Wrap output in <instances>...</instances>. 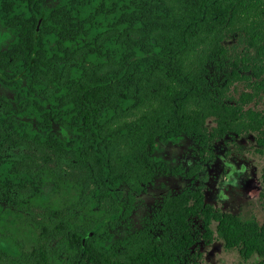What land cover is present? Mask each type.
<instances>
[{
    "label": "trees",
    "instance_id": "trees-1",
    "mask_svg": "<svg viewBox=\"0 0 264 264\" xmlns=\"http://www.w3.org/2000/svg\"><path fill=\"white\" fill-rule=\"evenodd\" d=\"M0 13L17 36L0 49V210L23 232L0 234V264H204L200 239L264 264V221L201 188L117 235L167 173L158 144L254 135L264 153V0H0Z\"/></svg>",
    "mask_w": 264,
    "mask_h": 264
},
{
    "label": "rangeland",
    "instance_id": "rangeland-1",
    "mask_svg": "<svg viewBox=\"0 0 264 264\" xmlns=\"http://www.w3.org/2000/svg\"><path fill=\"white\" fill-rule=\"evenodd\" d=\"M45 2L50 8L63 0ZM16 38L15 32L4 25L0 13V49L10 48ZM203 149V146L189 138L156 146L154 158L165 165L167 173H159L154 183L138 198L131 220L118 228V236L142 228L167 194L186 189H203L206 201L222 211L245 219L254 215L260 222L264 221L259 199L263 189L261 176L264 153H259L255 136L230 137L215 143L212 148ZM198 164L202 166L201 170L194 178H189L187 173ZM173 169H179L181 175L170 174ZM120 192L125 194L126 190L121 188ZM9 216L11 213L3 207L0 210V234L21 238L23 232L12 226ZM195 251L202 253L204 264H245L236 251H226L223 242L219 240L207 245L200 239Z\"/></svg>",
    "mask_w": 264,
    "mask_h": 264
}]
</instances>
